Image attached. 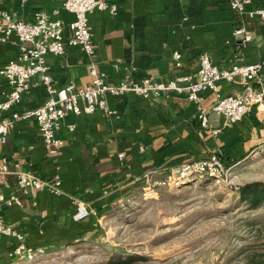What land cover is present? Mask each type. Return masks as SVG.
Segmentation results:
<instances>
[{
  "label": "crops",
  "instance_id": "obj_1",
  "mask_svg": "<svg viewBox=\"0 0 264 264\" xmlns=\"http://www.w3.org/2000/svg\"><path fill=\"white\" fill-rule=\"evenodd\" d=\"M108 1L118 4L117 14L96 9L90 13V24L94 60L109 84H118L128 73L138 79L153 76L158 80L194 74L202 53H208L220 68L264 58V22L234 11L229 0ZM262 3L264 0H254L255 6ZM0 10L24 21L34 20L39 11L67 23L74 18L62 0H0ZM4 22L0 15V23ZM239 23L254 32L253 40L246 42L235 35ZM69 36L70 30L65 28V41ZM175 50L183 55L180 67L173 61ZM19 53L15 34L0 41V68ZM47 62L57 86L91 78L89 58L80 47L66 44L65 53H50ZM253 84L264 88V75ZM243 88L238 81L221 82L222 94H235ZM10 90L0 75V100ZM46 98L44 87L33 84L2 116L36 108ZM107 100L113 113L98 109L67 115L58 132L65 145L57 153H49L32 117L16 122L7 141L0 144V167L7 163L11 169L0 170V193L5 197L17 194L21 200L20 204H5L0 215L24 234L27 244L47 247L66 236H80L87 228V222L73 217L80 200L99 209L118 199L117 194L130 185L165 177L185 161L217 152L225 164L235 165L251 157L253 149L264 142V107L255 106L240 121L223 126L224 116L212 109L217 98L211 91L203 93L201 102L208 116L206 126L186 92L170 91L155 99L125 92L108 94ZM70 122L76 123L74 130L69 129ZM120 153L124 155L120 157ZM18 168L44 179L59 174L62 192L20 188L14 172ZM17 243L15 237L0 233V264L19 261L9 255Z\"/></svg>",
  "mask_w": 264,
  "mask_h": 264
},
{
  "label": "built area",
  "instance_id": "obj_2",
  "mask_svg": "<svg viewBox=\"0 0 264 264\" xmlns=\"http://www.w3.org/2000/svg\"><path fill=\"white\" fill-rule=\"evenodd\" d=\"M231 9L249 17H259L264 22V3L255 6L254 0H229ZM63 7L74 14L70 22L55 17L47 12L39 11L32 21L14 18L9 12L0 10L5 19L0 23V41L8 40L15 34L20 42V53L10 59L2 68L0 75L11 86L4 100H0V144L7 141L8 135L16 122L23 118H35L38 123L45 147L49 153H57L65 145V139L58 135L68 114L78 115L83 112L92 113L98 109L113 113L109 107L107 95H119L134 92L146 99H155L170 92H186L188 98L196 103L199 118L203 125L208 124V116L201 102L203 93L211 91L217 101L212 106L215 112L224 116L223 126L240 121L255 106L264 107V88L255 87L254 80L264 75V58L255 63H234L226 68H220L213 62L208 53L199 56L198 69L194 74L180 75L166 80H158L153 76L136 78L128 73L118 84L106 82V73L100 71L94 60L95 45L92 39L90 13L94 10H108L112 15L118 12V4L108 0H62ZM59 10H55L58 13ZM69 28L70 36L65 41L64 31ZM238 38L246 42L253 40L254 32L239 23L234 31ZM264 41V35H262ZM66 44L80 47L89 58L90 80L76 82L70 80L62 86L54 83L51 67L47 62L48 54L61 55L66 51ZM177 67L182 66L183 55L179 50L172 54ZM222 81H238L244 85L243 90L235 94H222ZM33 84L42 85L47 93L44 103L36 108L23 112L11 111L9 115L2 113L11 110L18 104L23 94ZM70 130L76 127L75 122L68 124ZM255 154L264 155V142L253 149ZM124 154L120 153L122 157ZM225 164L217 152L204 159L185 161L175 170L168 173L164 183H180L190 181L198 176L212 177L220 180ZM1 172H10V166L3 163ZM20 188H46L55 194L62 192V178L59 174L52 179H44L30 171L18 168L14 171ZM21 203L19 195L5 197L0 193V211L5 204ZM91 215L89 204L80 200L77 202L73 217L76 221H84ZM0 233L18 239L17 245L9 253L13 258L33 259L43 253V246H33L25 242L24 234L5 223L0 215Z\"/></svg>",
  "mask_w": 264,
  "mask_h": 264
},
{
  "label": "rangeland",
  "instance_id": "obj_3",
  "mask_svg": "<svg viewBox=\"0 0 264 264\" xmlns=\"http://www.w3.org/2000/svg\"><path fill=\"white\" fill-rule=\"evenodd\" d=\"M163 180H140L91 207L80 236L57 239L15 264H264V200L251 204L239 189L264 182L263 154L226 165L219 181Z\"/></svg>",
  "mask_w": 264,
  "mask_h": 264
},
{
  "label": "trees",
  "instance_id": "obj_4",
  "mask_svg": "<svg viewBox=\"0 0 264 264\" xmlns=\"http://www.w3.org/2000/svg\"><path fill=\"white\" fill-rule=\"evenodd\" d=\"M220 157L223 160L222 155ZM225 164V163H224ZM227 164H225L226 166ZM241 198L251 204H258L264 200V182L263 181H253L245 183L240 186ZM137 256H128L129 261L136 259Z\"/></svg>",
  "mask_w": 264,
  "mask_h": 264
}]
</instances>
